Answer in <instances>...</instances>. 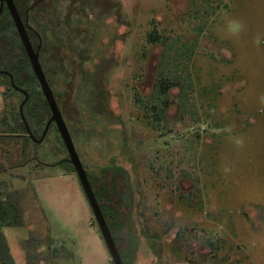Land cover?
I'll list each match as a JSON object with an SVG mask.
<instances>
[{
    "label": "rangeland",
    "instance_id": "1",
    "mask_svg": "<svg viewBox=\"0 0 264 264\" xmlns=\"http://www.w3.org/2000/svg\"><path fill=\"white\" fill-rule=\"evenodd\" d=\"M29 22L85 169L99 185L120 166L133 183L137 245L116 232L130 264H264V0H42ZM5 90L0 118L16 125L5 104L23 97ZM6 125L0 198L21 212L6 229L16 263L112 264L77 171L56 163L68 154L52 125L41 143Z\"/></svg>",
    "mask_w": 264,
    "mask_h": 264
},
{
    "label": "trees",
    "instance_id": "2",
    "mask_svg": "<svg viewBox=\"0 0 264 264\" xmlns=\"http://www.w3.org/2000/svg\"><path fill=\"white\" fill-rule=\"evenodd\" d=\"M40 1L42 0H15V3L23 19L25 20L27 16L26 9H30V16V12L34 9V7L31 6L37 2L35 4L36 6ZM28 33L33 45L37 46L40 40V32L32 26L28 28ZM157 38H159L158 35H153V39ZM12 77L14 82L12 81ZM0 83L5 85V91H13L23 97L21 100H19L18 106H16L14 103L6 101L5 106L16 114L17 118L13 120L16 125H6L7 123L10 124V122H8V116L4 115L2 118H0V135H2L1 131H4L2 128L5 125V130L8 129V131H10L9 133L23 135L21 132H17V130H19L17 128L18 124L20 125L21 123V130L26 133L27 139L32 142L39 143V141L33 139L29 134L25 121L21 115L20 104L25 98V93L20 88L25 89L29 93V98L25 102L23 110L31 130L37 138L42 136L45 129L44 127H46L48 119L52 115V111L43 92L38 76L33 68L27 49L14 22L10 9L7 6H5L4 10L0 14ZM171 86V83L165 81L161 85V92L167 94V91L171 88ZM170 104V100L168 97H166L163 101V105L160 108L154 106L153 111H155V118L160 120L163 119V116H165V109L169 107ZM51 125L55 130L57 138L59 141H61V145L66 148L68 154V158H61L60 160L62 162H59V160L56 163H63V167L67 170H76L75 165L70 160L69 151L56 122L53 121ZM110 168L104 170L103 182L99 185L89 170L86 169V171L102 211L107 219L108 225L116 240L122 259L125 264H130L133 258V253H131L132 247L130 246V252L128 251L129 247L127 249L121 248L116 232L119 230L120 232L124 233L129 237L131 244L137 245L135 222L132 219V207L134 204L133 183L129 178L128 172L123 167H114L111 165ZM123 206H125L128 210H122ZM20 215L21 212L13 200H5L0 198V264H17L11 245L8 241V237L6 235V229L14 225L18 218H20ZM143 234L148 239L152 236V233L148 232L147 229L143 230ZM61 242V244L64 246L67 244L65 239ZM59 248V246L54 248L55 255L59 253ZM26 264L37 263L32 258V256L29 255ZM112 264H115L114 260H112Z\"/></svg>",
    "mask_w": 264,
    "mask_h": 264
},
{
    "label": "water",
    "instance_id": "3",
    "mask_svg": "<svg viewBox=\"0 0 264 264\" xmlns=\"http://www.w3.org/2000/svg\"><path fill=\"white\" fill-rule=\"evenodd\" d=\"M0 2L4 3L6 2L8 4V7L10 9V12L13 16L14 22L18 28V31L20 33V36L22 38V41L27 49L28 55L30 57V60L32 62L33 68L38 76V79L40 81L41 87L43 89V92L49 102V105L51 107L52 115L48 119V122L46 124V127L44 129V132L40 138H37L36 135L32 132L29 123L27 122L25 115H24V104L29 98V93L25 90L20 88L25 93V98L23 99L22 103L20 104V111L21 115L25 121L26 127L28 129L29 134L31 137L39 142L43 140L45 135L47 134L49 127L53 121L56 122L58 129L64 139V142L67 146V149L70 154V160L75 165L76 171L80 177V180L82 182V185L84 187V190L86 192V195L88 197V200L91 204V207L95 213V217L100 225L101 231L103 233V236L105 238V241L107 243V246L109 248V251L112 255V258L115 262V264H125L120 250L117 246L116 240L113 236V233L108 225L107 219L102 211V208L100 206V203L97 199V196L94 192V189L92 187V184L90 182V179L88 177V173L83 165V162L79 156V153L76 149L75 143L73 141L72 135L70 133L69 127L66 123V120L63 116L62 109L60 108L57 99L55 97L54 90L52 89L50 82L48 80V77L46 75V72L44 71L42 62L40 60V49L42 44V38L40 37L41 41L37 47H35L31 41V38L28 33V28L31 27L29 23V9L27 11V16L25 20L23 19L15 0H0ZM37 3V2H36ZM34 3L31 7H34ZM1 13V12H0ZM13 81V77H12ZM14 82V81H13Z\"/></svg>",
    "mask_w": 264,
    "mask_h": 264
},
{
    "label": "clouds",
    "instance_id": "4",
    "mask_svg": "<svg viewBox=\"0 0 264 264\" xmlns=\"http://www.w3.org/2000/svg\"><path fill=\"white\" fill-rule=\"evenodd\" d=\"M244 30V24L240 20L230 19L227 22V33L230 37H238ZM255 43L259 45L261 43V38L257 37ZM223 132L231 133V128H225ZM234 143L239 147L243 145V139L234 138Z\"/></svg>",
    "mask_w": 264,
    "mask_h": 264
},
{
    "label": "flooded vegetation",
    "instance_id": "5",
    "mask_svg": "<svg viewBox=\"0 0 264 264\" xmlns=\"http://www.w3.org/2000/svg\"><path fill=\"white\" fill-rule=\"evenodd\" d=\"M5 6H7L8 7V4L6 3V2H4V3H2V2H0V12H2L3 10H4V8H5ZM9 8V7H8ZM27 11H28V8L26 9ZM30 10V9H29ZM1 14V13H0ZM30 23V22H29ZM30 26H31V24H30ZM32 27V26H31ZM40 37L42 38V36L40 35ZM40 41H41V39L39 40V43H40ZM39 43H38V45H39ZM42 43H43V39H42ZM37 45V46H38ZM42 45V44H41ZM37 46H35V47H37Z\"/></svg>",
    "mask_w": 264,
    "mask_h": 264
}]
</instances>
